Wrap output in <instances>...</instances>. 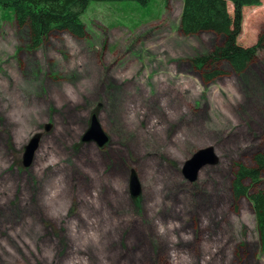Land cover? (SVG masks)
Here are the masks:
<instances>
[{
    "label": "rangeland",
    "instance_id": "1",
    "mask_svg": "<svg viewBox=\"0 0 264 264\" xmlns=\"http://www.w3.org/2000/svg\"><path fill=\"white\" fill-rule=\"evenodd\" d=\"M182 4L91 2L83 39L55 32L37 49L0 7V264H264L252 206L231 188L264 148V0L243 9L238 43L261 40L248 79L223 64L211 83L191 60L222 40L183 35ZM93 114L104 148L82 142ZM207 147L218 164L188 182Z\"/></svg>",
    "mask_w": 264,
    "mask_h": 264
},
{
    "label": "trees",
    "instance_id": "2",
    "mask_svg": "<svg viewBox=\"0 0 264 264\" xmlns=\"http://www.w3.org/2000/svg\"><path fill=\"white\" fill-rule=\"evenodd\" d=\"M124 1L147 6L152 0H0V7L14 16L20 29L27 30L30 48L37 49L55 32L83 39L87 35L83 16L91 2ZM230 4L233 15L229 11ZM262 4L263 0H183L182 34L212 33L222 40L210 53L191 60V65L202 71L205 82L222 77L223 64L237 76L248 79L245 74L258 58L261 40L250 47L241 46L237 40L242 31L243 9L258 8ZM231 188L236 200L244 198L251 204L259 246L264 252V148L253 156L252 165L237 166ZM13 218H17L16 215ZM22 246L27 250L26 245ZM29 254L32 256V252Z\"/></svg>",
    "mask_w": 264,
    "mask_h": 264
},
{
    "label": "water",
    "instance_id": "3",
    "mask_svg": "<svg viewBox=\"0 0 264 264\" xmlns=\"http://www.w3.org/2000/svg\"><path fill=\"white\" fill-rule=\"evenodd\" d=\"M51 130V125L45 126V132ZM42 134L34 135L24 149L22 163L25 168H30L34 162L36 153L39 150ZM110 141L109 136L104 131L99 118L93 114L90 119V124L85 132L82 142L83 143H96L99 148H104ZM219 158L213 147H207L198 150L193 156L185 163L183 168V175L185 179L194 183L197 181L201 170L206 166H214L218 164ZM130 193L133 198H138L141 194L142 188L140 181L134 171L131 173L129 183Z\"/></svg>",
    "mask_w": 264,
    "mask_h": 264
}]
</instances>
